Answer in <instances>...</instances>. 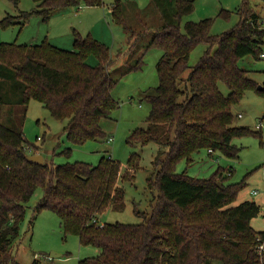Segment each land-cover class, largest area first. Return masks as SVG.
I'll use <instances>...</instances> for the list:
<instances>
[{"label": "trees", "instance_id": "16d2710c", "mask_svg": "<svg viewBox=\"0 0 264 264\" xmlns=\"http://www.w3.org/2000/svg\"><path fill=\"white\" fill-rule=\"evenodd\" d=\"M170 1L173 10L166 11L167 20L156 27L146 47L163 49L157 62L159 83L144 92L151 103L147 124L134 129L129 137L133 143L156 141L167 147L148 178L149 186L158 190L155 204L145 220L137 223L100 222L98 217L122 194L119 177L134 179L139 153L130 155L124 174L121 162L111 156H102L97 164L84 160L35 162L26 155L38 146L27 142L22 127L1 118L5 105L10 106L9 115L15 104H23L24 112L34 97L54 116L69 118L65 132L71 141L105 137L101 120L121 105L112 93L120 77L113 76L116 58L109 46L78 30L74 48L49 40L0 42V264H23L11 246L19 235L27 203L40 186L43 195L34 216L51 209L60 216L65 232L78 234L81 244L100 248L98 254L80 258L78 264H264V249H259L264 230L251 224L261 205L254 200L234 203L246 180L225 183L232 169L221 166L211 177L177 171L180 160L192 162L202 148L238 158L241 147L234 138L257 133L249 126L234 124L233 106L250 89L264 95V86L259 88L249 70L238 63L248 54L261 57L263 18L251 0H243L237 9L238 23L216 35L211 33L210 17L188 20L183 28L182 18L194 10L195 0ZM102 3L35 0L32 11L48 20L66 6ZM111 12L116 22L132 30L120 1ZM27 16L26 12L7 13L0 18V27L23 24ZM200 42H206L208 48L183 76L190 66V52ZM90 55L97 57L96 64L89 62ZM142 62L140 56L129 68H139ZM220 82L227 84L228 93L222 91ZM65 151L69 153L71 147Z\"/></svg>", "mask_w": 264, "mask_h": 264}, {"label": "rangeland", "instance_id": "374dc122", "mask_svg": "<svg viewBox=\"0 0 264 264\" xmlns=\"http://www.w3.org/2000/svg\"><path fill=\"white\" fill-rule=\"evenodd\" d=\"M116 1L124 6L125 19L131 31L115 21L111 9ZM250 2L264 20V0ZM242 4L243 0H195L194 10L183 16L182 26L184 28L188 20L199 21L210 17L211 33L222 34L238 23L240 14L237 9ZM34 7L35 0H19L18 4L12 0H0V18L6 12L28 13L23 24L0 27V42L38 43L49 40L63 48H74L75 30L83 35H93L108 45L112 56L116 58L112 72L115 78L120 79L112 93L121 105L110 117L102 118L105 137L91 138L83 143L73 142L67 137L65 127L69 118L54 116L38 98L32 97L24 112L23 104H15L10 115V106L5 105L2 120L7 123L13 121L14 126L22 127L27 142L38 146L32 153H41L46 160L55 164L76 160L97 164L102 156H111L121 162L124 174L129 167L130 155L139 153L140 166L134 170V179H123L122 175L119 177L122 194L118 193L99 214L98 220L127 223L144 221L152 211L158 192L156 187L153 189L149 186L148 178L158 168L157 160L165 157L167 147L156 141L133 143L129 137L134 129L147 124L151 103L144 97V92L159 83L157 62L163 49L158 46L146 47L156 27L167 20L165 13L173 10V4L170 0H103L99 5L63 7L48 20L33 12ZM207 48L206 42H200L191 50L188 60L190 66L183 76L188 75ZM140 56L143 57L141 67L130 69V64ZM88 60L92 64L98 61L95 55H90ZM238 63L249 70L258 85L264 86V57L256 58L248 54L241 57ZM220 87L224 93L229 92L225 82H220ZM233 112L234 124L249 126L257 131L234 138V142L241 147L239 157H228L219 150L210 154L208 149L202 148L192 162L180 160L177 171H186L197 177H211L219 166L227 168V171L231 168V174L225 171V183L246 180L234 203L244 200L258 202L261 210L251 224L257 230H264V95L256 89L248 90L241 101L233 106ZM68 147H71L69 153L65 151ZM254 189L258 192L254 193ZM42 195L43 188L40 186L27 203L19 235L11 246L17 260L23 264H78L80 258L98 254L99 247L81 244L78 234L65 232L61 218L55 211L46 208L34 216V208Z\"/></svg>", "mask_w": 264, "mask_h": 264}, {"label": "water", "instance_id": "95a60500", "mask_svg": "<svg viewBox=\"0 0 264 264\" xmlns=\"http://www.w3.org/2000/svg\"><path fill=\"white\" fill-rule=\"evenodd\" d=\"M258 87L262 88L263 86L258 85ZM26 156L28 159L35 161V162H39V163H43L45 160L44 156L41 153H28ZM218 183L222 185L221 181H219Z\"/></svg>", "mask_w": 264, "mask_h": 264}, {"label": "built area", "instance_id": "2783aa9c", "mask_svg": "<svg viewBox=\"0 0 264 264\" xmlns=\"http://www.w3.org/2000/svg\"><path fill=\"white\" fill-rule=\"evenodd\" d=\"M260 55H261V57H264V51H263ZM257 126H258V127H261V124H258ZM38 138L41 139V136H39ZM111 138H112V137H111ZM26 149H27L29 152L32 151V147H31L30 145H27V146H26ZM209 151H211V152L214 153V151H213L212 149H209ZM253 192L256 193V192H258V190L254 189ZM259 249H261V250L264 249V243H261V244L259 245Z\"/></svg>", "mask_w": 264, "mask_h": 264}, {"label": "crops", "instance_id": "0c3cea01", "mask_svg": "<svg viewBox=\"0 0 264 264\" xmlns=\"http://www.w3.org/2000/svg\"><path fill=\"white\" fill-rule=\"evenodd\" d=\"M4 13V12H3ZM6 14H7V12H6ZM5 13L3 14L4 16L6 15ZM0 16H1V14H0ZM264 21V20H263ZM239 115H242L241 113L239 114Z\"/></svg>", "mask_w": 264, "mask_h": 264}]
</instances>
